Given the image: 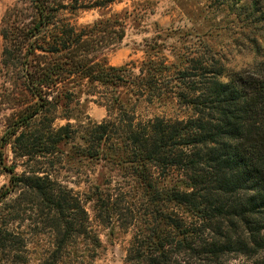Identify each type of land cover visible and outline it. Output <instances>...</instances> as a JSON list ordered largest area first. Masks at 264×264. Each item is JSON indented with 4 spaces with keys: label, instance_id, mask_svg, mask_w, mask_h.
Masks as SVG:
<instances>
[{
    "label": "trees",
    "instance_id": "1",
    "mask_svg": "<svg viewBox=\"0 0 264 264\" xmlns=\"http://www.w3.org/2000/svg\"><path fill=\"white\" fill-rule=\"evenodd\" d=\"M86 7L79 0H17L3 14L1 74L11 110L0 137V167L10 174L0 195L4 219L30 218L47 228L43 264L75 261L73 243L92 231L88 202L97 213L111 208L108 216L122 203L133 213L130 264H219L230 256L264 264V61L227 76L209 65L196 73V63L158 87L157 69L135 75L99 59L124 37V25L109 17L78 26L75 13ZM82 84L99 93L107 116L80 123L85 144L75 145L79 131L69 120ZM125 85L136 87L138 99L170 97L191 113L138 119L135 103L116 94ZM9 143L21 173L16 162L5 163ZM68 144L75 156L67 155ZM83 158L119 166L125 181L106 189L95 183L84 198L60 179ZM0 232L5 247L14 231ZM89 238L101 247L96 232Z\"/></svg>",
    "mask_w": 264,
    "mask_h": 264
},
{
    "label": "rangeland",
    "instance_id": "2",
    "mask_svg": "<svg viewBox=\"0 0 264 264\" xmlns=\"http://www.w3.org/2000/svg\"><path fill=\"white\" fill-rule=\"evenodd\" d=\"M16 1L0 0V25L3 14ZM79 1L87 7L75 13L78 26L109 17L122 21L124 25V37L104 49L99 59L111 66L127 67L135 75L140 73V69H157L163 74L157 82L158 87H164L170 78L177 76V69L196 63L198 69L193 70L196 73H204L209 65L222 69L223 75L227 76L264 61V0H115L105 4L101 3L103 0ZM2 47L0 34V137L6 128V118L11 113L8 96L3 90ZM102 90L96 88V91ZM76 91L77 99L72 103L73 117L69 121L79 131L74 144L84 145L80 123L85 125L89 120L101 122L106 118L107 110L100 101L99 93L92 95L93 90L88 84L78 86ZM116 94L123 101L135 103L134 113L138 119L153 115L186 118L191 113L170 97L161 96L153 102L148 97L146 101L138 99L136 87L132 85L119 87ZM66 122L65 119H58L55 123L60 125ZM64 148L67 155L75 156L71 144ZM3 151L6 165L16 162L15 171L21 173L24 167L20 160H15L11 143ZM122 173L119 166L107 160L83 158L78 168L63 170L60 179L75 190H80L85 198L90 196L95 183L103 182L100 186L106 189L110 181H125L120 177ZM9 176V172L0 167V195L9 187ZM176 181V177L168 179L170 184ZM93 205V202L86 205L92 231L73 243L75 261H66L64 257L60 264H130L127 254L135 233L131 224L133 213L126 210L123 203L116 206L120 211L116 216H108L111 208L94 212ZM21 206L20 215L25 219L29 217V212H23L22 208L26 205ZM7 212V206L0 203V228L7 227L14 231L12 236L5 235L9 239L5 247L0 242V264H43L52 238L47 228L33 223L30 218L7 222L3 217ZM93 232L98 234L101 241V247L97 250L89 242ZM1 237L0 232V241H3ZM242 263V258L230 256L219 264Z\"/></svg>",
    "mask_w": 264,
    "mask_h": 264
}]
</instances>
